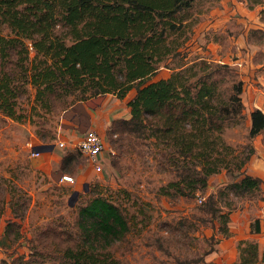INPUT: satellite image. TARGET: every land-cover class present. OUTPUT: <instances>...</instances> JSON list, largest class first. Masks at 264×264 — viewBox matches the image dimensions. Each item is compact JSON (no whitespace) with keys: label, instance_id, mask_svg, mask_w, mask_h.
Here are the masks:
<instances>
[{"label":"trees","instance_id":"trees-1","mask_svg":"<svg viewBox=\"0 0 264 264\" xmlns=\"http://www.w3.org/2000/svg\"><path fill=\"white\" fill-rule=\"evenodd\" d=\"M193 1L0 0V114L20 120L17 98L27 94L28 86L34 88L35 102L49 111L68 106L70 95L79 94V101L109 93L123 98L134 89L127 101L130 116L112 119L109 132L140 138L150 134L173 144L168 158L180 179L172 184V192L161 187V193L193 195L205 189L209 176L222 167L235 195L258 189L264 185L260 177L242 171L234 175L231 166L218 164L212 153L221 144L223 124L243 108L242 80L233 79L226 99L217 93L229 65L198 58L176 64L165 78L151 79L168 57L181 53L189 36L178 37L184 33L180 29L190 25ZM252 34L263 38L264 29L249 28L247 40ZM27 42L35 53L32 58ZM248 117L249 132L255 135L263 129L264 117L257 108ZM72 157L67 153L62 159ZM244 161H238L237 170ZM23 200L21 195L11 198L12 217L3 226L11 243L20 237ZM206 206L227 235L228 211L219 212L212 196ZM79 216L77 241L62 229L47 226L40 236H51L50 243L39 238L41 244L53 246L60 264H123L110 250L129 229L119 206L97 194L79 208ZM251 231H260L257 218ZM238 243L240 264L264 262L257 240ZM31 246L27 256L16 255L7 264H48V252Z\"/></svg>","mask_w":264,"mask_h":264},{"label":"rangeland","instance_id":"rangeland-1","mask_svg":"<svg viewBox=\"0 0 264 264\" xmlns=\"http://www.w3.org/2000/svg\"><path fill=\"white\" fill-rule=\"evenodd\" d=\"M220 11L224 13L218 14ZM188 14L190 25L182 27L180 30L184 33L178 37L181 40L189 36L180 46L181 53L168 57V63L160 65L151 79L164 77L177 69L176 64L193 59L227 63L226 60L248 49L238 45L240 34L245 36L248 28H264V0H194ZM207 20H210V27L204 36L209 44L202 46L205 52L201 53L189 43L193 37L198 38L195 32L199 24ZM251 37L250 40L259 41L258 34ZM27 45L28 56L32 58L35 53L29 42ZM261 47L252 48L253 59L262 62L264 68ZM227 64L231 70L217 84L218 96L225 99L233 79L241 80L237 64ZM133 94L134 89L123 98L106 94L110 100L97 114L94 113L96 108L92 110L84 104L86 99L81 100L83 105L79 104V94L67 96L68 106L49 111L35 102L34 88L28 86L27 94L17 98L21 119L0 114V197L3 198L0 264H7L16 255L27 256L32 244L48 252L45 263L60 264L53 246H43L39 240L50 243L51 236H40V232L47 226H54L77 241L79 208L97 194L118 205L127 219L128 231L110 248L123 264H240V239L257 240L259 258L264 256V185L235 195L227 187L229 175L222 167L209 176L205 189L193 195L161 193V187L172 192V184L180 179L173 168L174 161L168 158L173 153V144L161 142L150 134L140 138L125 132H109L112 119L128 114L127 101ZM91 114H96V121L100 123V128L95 130L104 137L103 153L108 160L98 171L87 166L85 157L71 145L84 130L94 128L90 125ZM249 127L250 118L242 108L235 118L223 124L219 136L221 144L212 153L221 166L228 163L234 175L242 171L264 181V127L255 135L250 134ZM51 135L54 137L50 138ZM59 141H64V145L59 146ZM36 143L53 144L49 150L59 151L62 156L55 162L56 166L50 168L57 167L58 174L72 175L73 182H57L48 173L49 168L36 167L41 153L49 151L39 150L41 155L31 156L28 145ZM67 153L73 156L70 161L62 159ZM239 160L245 161L237 170L235 165ZM78 165L81 171L76 169ZM75 190L77 194L72 200ZM17 195L24 197L23 215L18 219L20 237L11 243L3 234V226L5 220L12 217L11 198ZM199 196L203 197L200 202ZM209 196L220 208L219 212L228 211L227 235L219 230L218 216L207 209ZM256 218L259 220L258 233L251 231ZM253 264L264 262L259 260Z\"/></svg>","mask_w":264,"mask_h":264},{"label":"crops","instance_id":"crops-1","mask_svg":"<svg viewBox=\"0 0 264 264\" xmlns=\"http://www.w3.org/2000/svg\"><path fill=\"white\" fill-rule=\"evenodd\" d=\"M217 13L221 14V13H224V11H220ZM217 20L218 19L215 18V21H217ZM209 22H210V20H207V21L199 24V26L195 32L198 34V38L193 37L191 42L189 43L190 47H192V48L196 47V49L201 53L205 52V50L202 48V46L204 44L206 46H208V44H209V40L207 38H205V36H204V32L207 31V29L210 27V25H208ZM257 28H261V27H257ZM248 29L245 32L246 35L244 36V35L240 34L239 37H241V38H240V40L238 39V45L239 46L248 47L246 52L245 53L239 52V53H237L236 58H234V59L229 58L228 60H226L227 63H229L231 65L237 64V66L240 69L241 80L243 81V88H242V92H241L240 96H241V102L243 104V110L247 112V115H249L250 111L253 108H257V106L262 102L263 97H264V68L261 66L263 63L257 61L256 59H253L254 54H253V50H252V48L257 49V47L260 45V46H262L260 49L263 50V52H264V37L259 38V41L247 40ZM262 29H264V28H262ZM195 39H197L198 42H195L194 41ZM255 58H256V56H255ZM168 75L161 77V78H165ZM108 97H109L108 95H104L102 100L94 108H92V110L96 108L94 113L97 114V113L102 112L101 107L106 106L107 105L106 101L110 100ZM127 108H128V114L126 116H121V117L128 118L130 116L129 106ZM96 114H91V120H90V125L92 127H94V129L100 128V123L96 121L97 120L95 117ZM92 117L95 118L94 121H93ZM97 131H99V130H97ZM11 135L15 136L14 133H11ZM53 150L42 152L41 153L42 155L40 154L42 158L37 162L36 167H39L42 169L49 168L48 173L54 178V180L57 182H63V181H59V179H58L59 175H60V174H58L59 173L58 168L57 167L56 168H50V167L56 166L55 162L59 158L61 159V156H62V154H60L59 151L55 152ZM103 152H101L99 154L98 159L101 161L102 165L104 166L105 164H108V160L106 159ZM86 163L88 164L87 166L91 165L93 167L91 162H89L87 159H86ZM76 169L81 171L82 167L78 165L76 167ZM1 238L3 239V235H1Z\"/></svg>","mask_w":264,"mask_h":264},{"label":"built area","instance_id":"built-area-1","mask_svg":"<svg viewBox=\"0 0 264 264\" xmlns=\"http://www.w3.org/2000/svg\"><path fill=\"white\" fill-rule=\"evenodd\" d=\"M257 109L260 110L264 117V97L262 102L257 106ZM64 141H59L58 145L63 146ZM72 147L85 157L93 165L96 171L100 170L102 167L101 161L98 159L99 154L103 152L106 148L104 137L94 128H87L82 132L80 137L71 143ZM30 154L33 157L40 155V151L35 149L32 144H29ZM59 181L63 182H73L74 178L68 173H60ZM203 197L199 196L198 201H202Z\"/></svg>","mask_w":264,"mask_h":264},{"label":"water","instance_id":"water-1","mask_svg":"<svg viewBox=\"0 0 264 264\" xmlns=\"http://www.w3.org/2000/svg\"><path fill=\"white\" fill-rule=\"evenodd\" d=\"M103 97H104V94H103V95H100V96H96V97L90 98V99L86 100V101L84 102V104L87 105V106H89V107H91V108H94V107L100 102V100H101ZM79 104H80V105H83V104L81 103V101L79 102ZM74 107H76V106H72V108H74ZM52 147H53V144H52V143H50V144L43 143V144H37V145L34 146L35 149H37V150H41V151L49 150V149H51ZM76 194H77V191H76V190L73 191L72 198H70V199L73 200V199L75 198ZM69 203L71 204L72 201L69 202Z\"/></svg>","mask_w":264,"mask_h":264}]
</instances>
